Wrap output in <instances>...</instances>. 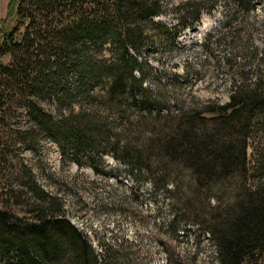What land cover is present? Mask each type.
<instances>
[{"label":"trees","instance_id":"1","mask_svg":"<svg viewBox=\"0 0 264 264\" xmlns=\"http://www.w3.org/2000/svg\"><path fill=\"white\" fill-rule=\"evenodd\" d=\"M15 1V25L0 39V261L115 264L109 249L102 258L70 222L60 198L40 187L17 149L24 145L35 152L41 134L76 160L88 151L95 154L94 147H106L111 137L93 136L103 124L94 122L85 103L99 100L105 111L112 106L119 115L128 112L146 121L152 132L144 136L140 159L156 157L159 172L171 169L177 178L183 176L190 195L203 185L220 184L223 177L247 174L249 134L264 128L263 75L240 76L226 104L175 113L162 109L159 93L146 84L144 55L155 39L176 50L180 34L215 4H181L177 24L169 26L156 21L164 14L162 0ZM228 5L243 19L259 5L264 10V0H228ZM46 101L56 105L55 112L44 106ZM20 114L25 128L15 126ZM96 139L100 144L94 146ZM145 169L152 172L150 166ZM220 216L213 215L207 228L219 264H258L264 258V182Z\"/></svg>","mask_w":264,"mask_h":264},{"label":"rangeland","instance_id":"2","mask_svg":"<svg viewBox=\"0 0 264 264\" xmlns=\"http://www.w3.org/2000/svg\"><path fill=\"white\" fill-rule=\"evenodd\" d=\"M189 1L194 0H162L164 14L156 21L177 24V7ZM213 4L211 13L180 34L176 50L155 39L144 55L146 84L157 90L164 110L175 113L181 108L226 104L240 76L264 77L263 6L243 19L228 0L207 2ZM16 8L15 0H0V39L15 25ZM151 34L156 36L153 30ZM44 106L56 111L55 104L46 101ZM83 107L91 111L95 123L103 124L93 136L111 137L106 147H94L95 154L88 151L76 160L62 155L59 146L41 134L35 152L24 145L17 149L40 187L60 198L66 217L95 251L105 258L109 249L115 264H219L216 242L207 228L213 215L224 217L229 206L243 201L246 190L264 182V128L249 134L246 175L223 177L220 184L203 185L190 195L183 176L177 178L171 169L159 172L156 157L150 162L145 156L140 159L137 152L144 136L152 132L146 121H136L128 112L119 115L112 106L106 112L99 100ZM25 123V115H17L15 126L25 128ZM99 142L96 139L93 145ZM13 185L20 188L17 182ZM258 264H264V258Z\"/></svg>","mask_w":264,"mask_h":264}]
</instances>
